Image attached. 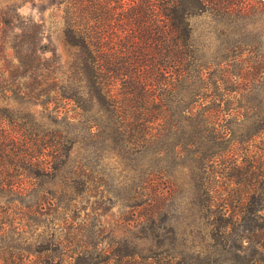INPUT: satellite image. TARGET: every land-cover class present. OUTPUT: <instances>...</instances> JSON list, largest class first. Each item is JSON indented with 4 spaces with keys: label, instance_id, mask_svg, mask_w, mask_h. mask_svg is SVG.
Wrapping results in <instances>:
<instances>
[{
    "label": "trees",
    "instance_id": "trees-1",
    "mask_svg": "<svg viewBox=\"0 0 264 264\" xmlns=\"http://www.w3.org/2000/svg\"><path fill=\"white\" fill-rule=\"evenodd\" d=\"M66 10L64 35L74 50L67 76L43 44L40 24L20 21L18 15L13 21L0 17V26L19 31V42L12 46L16 64L0 73L5 102L0 107V264H62L67 259L74 264H158L128 249L89 252L72 244L75 237L60 240L52 234L45 240L38 233L33 244L23 238L26 230L42 228L47 217L56 219L60 209L70 212L75 197L88 190L75 174L65 195L45 188L62 176L77 142L63 124H84L86 135L134 153L150 143H160L156 151L165 152L164 142L179 136L176 146L185 140L184 148L193 146L200 156L205 198L199 211L212 231L224 233L237 223L243 235L264 234V107L239 106L232 113L227 106L205 105V73L191 44L190 18L217 17L234 8L222 0H68ZM32 106L42 111L32 113ZM248 114L254 118L248 127L242 122L230 126L231 116L239 120ZM184 124L193 127L192 136H182ZM215 147L220 153L213 152ZM224 158L229 168H214ZM213 176L225 180L226 196L242 192L247 197L214 203ZM143 196L137 206L153 218L161 210L159 194Z\"/></svg>",
    "mask_w": 264,
    "mask_h": 264
},
{
    "label": "rangeland",
    "instance_id": "rangeland-1",
    "mask_svg": "<svg viewBox=\"0 0 264 264\" xmlns=\"http://www.w3.org/2000/svg\"><path fill=\"white\" fill-rule=\"evenodd\" d=\"M67 1L0 0L1 18L12 20L18 15L20 21L30 20L42 26V42L54 52L65 76L74 58V50L66 43L64 35ZM222 5L231 6L234 11L217 17L205 13L189 20L197 64L205 73L208 98L201 102L222 109L230 107L232 113L239 110V106L263 108L264 0H222ZM244 6L245 10L240 11ZM18 34L15 28L0 26L3 42L0 73L11 72L16 64L12 46L19 42ZM1 98L0 95V107H3L5 102ZM201 107H196L199 113H202ZM28 108L32 113L42 111L39 106ZM64 110L65 107L60 112ZM253 121L251 114L239 120L231 116L230 126L237 128V123L242 122L248 127ZM83 125H62L73 132L69 138L77 142L62 167L65 168L62 176L45 188L65 195V185L75 174L78 181L87 182L88 190L75 197L70 212L60 209L56 219H45L42 228L26 230L23 238L27 243L33 244L38 233H42L41 239L45 240L55 234V239L60 240L75 237L72 244L85 246L89 252L95 248L128 249L140 257H154L158 264H250L252 260L264 264L263 232L243 235L237 223L224 233L214 232L210 220L203 218L199 204L205 198L204 186L200 180V156L194 153L195 147L184 148L185 140L176 146L180 137L173 136L164 142L166 151L162 153L156 151L160 143H150L148 149L136 153L128 147L118 151L113 150L111 143L86 135ZM240 128L245 130V127ZM182 129V136H192L193 127L189 124H184ZM213 152L220 153L216 147ZM228 161L224 158L214 168H229ZM213 179L210 187L216 191L212 195L214 203L219 204L222 199L235 202L247 197L242 192L226 196L223 193L227 187L225 180L214 176ZM246 190L244 188L243 192ZM144 194H159L161 210L153 218L143 212V207L137 206L145 200ZM68 216L70 220L65 225ZM71 263L74 261L69 259L62 262Z\"/></svg>",
    "mask_w": 264,
    "mask_h": 264
}]
</instances>
